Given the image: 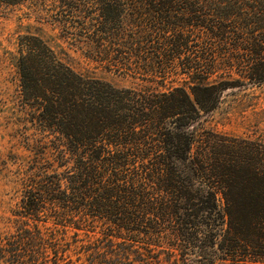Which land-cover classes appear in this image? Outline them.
<instances>
[{
	"label": "trees",
	"instance_id": "obj_1",
	"mask_svg": "<svg viewBox=\"0 0 264 264\" xmlns=\"http://www.w3.org/2000/svg\"><path fill=\"white\" fill-rule=\"evenodd\" d=\"M24 1L36 0L5 3ZM50 4L68 23L96 13L84 26L111 67L155 74L190 59L192 85L117 89L25 38L22 97L62 144L54 170L25 176L0 263L264 264V143L208 133L193 151L187 132L237 84L209 82L217 65L264 81V0Z\"/></svg>",
	"mask_w": 264,
	"mask_h": 264
},
{
	"label": "rangeland",
	"instance_id": "obj_2",
	"mask_svg": "<svg viewBox=\"0 0 264 264\" xmlns=\"http://www.w3.org/2000/svg\"><path fill=\"white\" fill-rule=\"evenodd\" d=\"M6 1L0 0V234L11 230L16 220L14 214L25 176L40 164L48 172L54 170L56 152L51 143L62 144L55 134L39 125L36 112L22 97L17 60L25 38L41 39L75 73L117 89L188 90L192 85L181 66H188L190 59L176 60L172 68L155 74L135 65L124 67L116 63L118 69L111 67L104 61L106 53L100 55L97 44L92 42L90 26H84L85 17L89 20L96 13H83L75 19L77 23H68L63 21L68 16L47 6L51 0L47 4L42 0L17 4ZM241 75L235 68L226 70L219 65L209 75V82L214 84L224 81L237 84L222 93L214 110L202 113L188 128L195 141L193 151L208 133L264 143V81L253 83Z\"/></svg>",
	"mask_w": 264,
	"mask_h": 264
}]
</instances>
